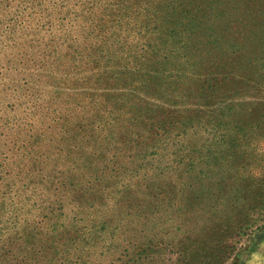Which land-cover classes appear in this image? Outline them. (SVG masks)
Returning <instances> with one entry per match:
<instances>
[{"label": "trees", "instance_id": "16d2710c", "mask_svg": "<svg viewBox=\"0 0 264 264\" xmlns=\"http://www.w3.org/2000/svg\"><path fill=\"white\" fill-rule=\"evenodd\" d=\"M4 1H18L16 19L6 29L26 32L32 26L52 29L50 21L62 26L70 12L75 16L78 12L65 3L84 2ZM30 7L29 15L38 17L36 24L17 23ZM58 12L63 17H54ZM83 19L86 27L78 35L85 42L93 33V19ZM71 39L61 34L62 41L54 42L56 50L46 54L50 60L45 63L54 64L52 75L57 79L48 82L55 93L47 92L44 83L38 84L40 94L32 92L34 83L28 78L16 86L25 99L24 112L13 122L10 144L15 165L4 173L8 182L2 178L0 214L16 195L23 197L17 203L24 207L19 217L25 216L0 228V264H237L252 238L264 234V122H210L199 128L205 131L200 144L199 133L193 131L198 128L191 123L173 136L165 123L160 126L151 118L152 103L138 104L134 99L145 90L153 102L181 106L175 98L195 103L194 90L179 88L178 78L165 84L160 78L151 88L146 83L156 77L151 80V74L131 64L117 73L120 99L112 107L99 104L89 92L92 88H79L81 79H93L89 71L83 72L94 63L85 47L71 63L60 60L57 50ZM17 48L18 55L31 50L30 45ZM91 50L97 53L98 47ZM9 57H4L7 64ZM14 61L23 70L31 69L30 58ZM57 100L63 101L62 107ZM36 118L39 128L33 122ZM121 127L124 142L118 144L116 130ZM150 132L155 143L140 147V137ZM182 170L185 177L179 175L181 180L170 185L172 176ZM110 191L113 207L107 203ZM121 201L123 212L113 218ZM99 207H109L111 214Z\"/></svg>", "mask_w": 264, "mask_h": 264}, {"label": "rangeland", "instance_id": "374dc122", "mask_svg": "<svg viewBox=\"0 0 264 264\" xmlns=\"http://www.w3.org/2000/svg\"><path fill=\"white\" fill-rule=\"evenodd\" d=\"M85 1L89 0L78 5L74 1L65 3L69 9L78 8V12L76 16L70 12L71 17L65 19L62 26L50 21L52 29L33 27L38 17L29 15L32 7L24 9L17 23L22 21V24L32 26L29 32L18 29L8 31L6 26L16 19L13 12L18 1L10 3L3 0L0 3L1 19L4 17L0 21V194L4 182L2 178L6 179L5 182L9 180L4 173L10 172L15 165L13 159L16 153L10 144L15 130L13 122L24 112L22 103L25 99L16 86L22 84L21 78H28L30 83H34L32 92L40 94L42 89L38 84L44 83L49 86L47 92L55 93L48 82L52 81L54 64L45 63L50 60L46 54L56 50L54 42L62 41L59 36L63 33L65 38L71 36L72 39L67 46L57 50L62 62L71 63L83 47L94 58V63L83 69V72L89 71L93 79H81L83 83L79 88L84 91L92 88L89 92L95 95L93 97L99 104L112 107L114 101L120 99L118 93L121 90L116 88L119 84L116 79L120 78V74L117 73L124 72L131 64H138L144 72L151 74V80L152 76L156 77L152 83H146L151 88L160 78L163 84L165 80L173 82L178 78L182 86L179 88L194 90L195 103L175 98L181 106L153 102L150 93L145 90L134 99L138 104L152 103L154 115L151 118L160 126L165 123L169 127L167 132L173 136L181 132L183 124L191 123L198 128L193 131L199 133L200 144L205 131L199 128L209 126L210 122H264V0ZM63 15L58 12L54 17ZM83 16L93 19V33L86 37L85 42L78 35L81 28L84 30L86 27ZM107 39L108 42L103 45ZM20 40H27L28 43L19 44ZM110 41L114 42L111 46L108 45ZM18 45L23 48L30 45L31 50L18 55ZM94 45L98 47V55L96 50H91ZM7 56H10L8 64L13 68L4 58ZM17 56L32 59L29 63L31 69L23 70L15 65ZM160 73L162 77H159ZM16 97L20 102L15 101ZM57 102L60 107L64 104L62 100ZM33 122L35 128H39L38 118ZM124 130V127L116 130L118 144L124 142ZM191 133L190 136L193 135ZM178 138L182 139V136ZM139 140L140 147L147 145L146 148H150L155 143V135L150 132ZM120 154L124 155L123 152ZM183 172H176L170 185L181 180L179 175L185 177ZM113 181L112 177L107 181L109 190L113 188ZM112 194V191L107 193L110 207H113ZM12 197L7 200L5 212L0 214V228L5 227L4 224L11 226L25 216L19 217L24 207L17 205L23 197ZM122 205L123 201L116 206L118 212H113V218L123 212ZM99 208L111 214L109 207ZM237 264H264V234L252 238L238 257Z\"/></svg>", "mask_w": 264, "mask_h": 264}]
</instances>
